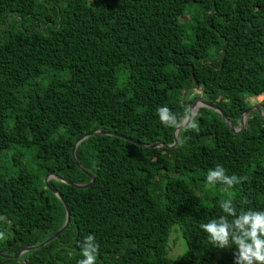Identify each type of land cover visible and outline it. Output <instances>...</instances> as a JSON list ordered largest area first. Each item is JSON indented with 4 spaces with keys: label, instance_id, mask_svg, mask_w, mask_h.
Here are the masks:
<instances>
[{
    "label": "trees",
    "instance_id": "16d2710c",
    "mask_svg": "<svg viewBox=\"0 0 264 264\" xmlns=\"http://www.w3.org/2000/svg\"><path fill=\"white\" fill-rule=\"evenodd\" d=\"M194 90L233 128L247 98L263 96L264 113V0H0V254L62 226L50 190L69 214L55 239L0 264H77L89 234L96 264H234L235 245L213 246L200 225L224 215L229 198L237 213L264 211V118L252 110L231 133L201 107L172 145L174 128L157 109L177 114L179 126ZM93 131L131 142L84 139L79 169L71 147ZM218 165L248 177L231 197L206 183ZM49 174L92 182L44 184ZM173 226L184 243L175 261L166 252Z\"/></svg>",
    "mask_w": 264,
    "mask_h": 264
},
{
    "label": "clouds",
    "instance_id": "9594fccd",
    "mask_svg": "<svg viewBox=\"0 0 264 264\" xmlns=\"http://www.w3.org/2000/svg\"><path fill=\"white\" fill-rule=\"evenodd\" d=\"M157 113L161 124L165 127L175 128L180 123L181 118L167 107L158 108ZM189 127L199 131L198 123L192 122ZM183 143L184 141L181 140L180 145L182 146ZM247 179V176H228L225 169L218 165L208 172L206 183L210 186L224 185L223 191L231 197L229 190ZM242 203L247 201L243 200ZM219 206L224 215L200 225L207 234L209 243L219 249L235 245L234 264H264V211L249 209L237 213L231 198L223 200ZM229 217L233 219L229 221ZM4 238V233L0 232V240ZM79 247L83 258L78 260L77 264H96L100 245L96 243L94 235H87L80 242Z\"/></svg>",
    "mask_w": 264,
    "mask_h": 264
},
{
    "label": "water",
    "instance_id": "95a60500",
    "mask_svg": "<svg viewBox=\"0 0 264 264\" xmlns=\"http://www.w3.org/2000/svg\"><path fill=\"white\" fill-rule=\"evenodd\" d=\"M199 95L197 98H195L193 100V102L187 104V115L186 117L182 120L181 124L177 127L174 128L173 130V133H172V145H174L176 143V133L178 130L184 128L185 126H187L188 122L192 119V117L194 116L195 114V111L198 109V108H206V109H209V110H212L214 111L215 113H217L221 120L223 121V123L227 126V129L229 130V132L231 133H237L239 132L240 130L243 129L244 127V123H245V120H246V117L248 116V114L252 111V110H255L257 112V114L264 118V113L260 110V107L259 105H256L254 107H251V108H248L245 112H243L241 115H240V118L238 120V128H233L232 125L230 124L229 121H227V119L225 118V116L221 113V111L216 107L214 106L213 104H210L206 101L203 100L200 92L198 91L197 92ZM92 135H99V136H111V137H117V138H120L122 140H126L128 142H131L128 138H126L125 136L123 135H119V134H116V133H111V132H106V131H93L89 134H85L83 136H81L80 138L76 139L74 142H73V145L71 147V151H70V154H71V158L72 160L74 161L75 165L80 169L79 165L76 163V160H75V157H74V150L76 148V146L81 142L83 141L84 139L92 136ZM161 144H155V145H151V146H147L149 148H155V147H160ZM145 147V146H144ZM171 147V146H169ZM87 176H89L88 174H86ZM57 179L59 180V182H62L64 184H67V185H71L75 188H79V189H83V188H86L89 186V184L92 182V178L90 177V182L86 185H76V184H72L68 181H64L60 178H57L55 177L54 175H46L44 178H43V182L44 184H46L47 180L48 179ZM51 193L62 203V206L64 208V211H65V216H64V221H63V224L62 226L54 233L52 234L49 238H47L46 240H44L42 243L36 245V246H30V247H25V248H22L21 250H19L17 252V254L13 257H8V256H5V255H2L0 254V257H3V258H12V259H17L21 254L23 253H26L28 251H31V250H34V249H38L40 247H43L45 246L47 243H49L51 240L55 239L68 225V222H69V219H68V211H67V208L65 206V204L63 203L62 199L60 198V196L58 195L57 192H55L54 190H50Z\"/></svg>",
    "mask_w": 264,
    "mask_h": 264
},
{
    "label": "rangeland",
    "instance_id": "374dc122",
    "mask_svg": "<svg viewBox=\"0 0 264 264\" xmlns=\"http://www.w3.org/2000/svg\"><path fill=\"white\" fill-rule=\"evenodd\" d=\"M194 93H197L198 90H194ZM263 96H257L254 98H247V103L249 107H254L256 105H259V102L262 100ZM184 251V243L181 239L180 235H178V230L176 226H173L170 229L169 237L167 239L166 243V252L167 257L171 261L177 260L182 252Z\"/></svg>",
    "mask_w": 264,
    "mask_h": 264
}]
</instances>
